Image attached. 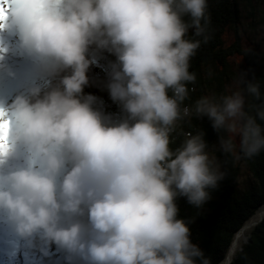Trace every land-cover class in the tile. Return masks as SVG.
I'll return each instance as SVG.
<instances>
[{
  "label": "clouds",
  "instance_id": "obj_1",
  "mask_svg": "<svg viewBox=\"0 0 264 264\" xmlns=\"http://www.w3.org/2000/svg\"><path fill=\"white\" fill-rule=\"evenodd\" d=\"M208 7L0 0V32L19 36L46 81L0 102V120L10 122L0 144V220L20 240L55 245L68 264H212L178 218L177 200L202 207L226 174L206 133H187L175 150L171 134L178 121L207 118L219 152L251 159L264 152V93L241 75L226 94L183 106L201 47L188 34L207 41ZM93 49L116 57L107 87L120 117L85 94Z\"/></svg>",
  "mask_w": 264,
  "mask_h": 264
},
{
  "label": "trees",
  "instance_id": "obj_2",
  "mask_svg": "<svg viewBox=\"0 0 264 264\" xmlns=\"http://www.w3.org/2000/svg\"><path fill=\"white\" fill-rule=\"evenodd\" d=\"M255 1L258 0H208L210 20L207 41L203 37H195L193 30L188 34L189 39H200L201 47L190 61L189 70L195 73L196 81L188 84L189 98L183 106H192L205 95L219 97L226 94L236 77L231 60L237 54L244 55L248 60L243 76L248 81L259 82L264 93V50L258 62L253 63L239 38L232 46L225 43L227 30L240 27L242 9H254ZM89 58L94 62L88 72L89 84L85 87V94H91L102 102L98 107L105 115L120 117L121 109L112 101L107 87L116 57L107 51L93 49ZM246 100L251 104L261 102L247 96ZM200 132L206 133L208 151L214 150L218 145L217 133L207 118L198 119L195 115L177 122L171 134L172 149L180 147L187 133L195 135ZM217 156L226 175L217 188L210 190L211 198L200 208L189 204L186 198L177 200L180 209L178 218L187 222L192 243L201 248L212 264H222L226 260L238 232L264 207V152L251 159H236L219 151ZM243 169L250 175V182L244 188L240 186ZM251 231L250 242L243 245L231 264H264V218ZM42 247L39 240L34 245H24L17 264H68L66 253L55 245L43 247V250Z\"/></svg>",
  "mask_w": 264,
  "mask_h": 264
},
{
  "label": "rangeland",
  "instance_id": "obj_3",
  "mask_svg": "<svg viewBox=\"0 0 264 264\" xmlns=\"http://www.w3.org/2000/svg\"><path fill=\"white\" fill-rule=\"evenodd\" d=\"M253 6L254 9H251L250 11L246 10V8L242 9V23L237 29L229 28L227 30L225 34V43L227 46H232L234 43H236L237 38H239L242 43V48L248 53L250 60L253 63H257L260 53L264 50V0L255 1ZM17 49L18 50L16 51L15 58L10 59L13 69L10 70L9 78L4 82L5 94L3 95V100L1 102H4L6 105H11L17 96L26 93L27 90L31 88L34 84L45 83V81L41 78L40 69L36 61L27 53L23 52L20 46H18ZM247 61L248 60L242 54L235 55L231 60V68L236 73V77L232 80L231 87H234L236 82L240 79V76H243L245 70L248 68ZM18 81H23L24 83H16ZM14 82L20 86L17 89L16 93L12 95L11 90ZM21 86H23L24 88L20 89ZM217 152L218 145L214 150L210 151L209 154L217 156ZM219 162L221 163V161ZM248 182H250V175L245 169H243V174L240 179V186L244 188L248 184ZM261 212V215H259L260 212L258 213L259 217L257 215L248 222L244 232L236 236L237 238H235L232 246L234 245V243H237L242 239L244 240L243 245L250 242L249 240L251 239L252 231H248L247 229L252 226L253 230V228L256 226L255 223L259 219H261L263 215V210H261ZM0 231L1 234L3 236L5 235L7 239L10 238V235H15L11 229L8 230L9 232H7L5 228L1 227ZM11 240L12 241L0 240V262L2 264H17L20 261L19 255L22 252L21 247L28 243L26 241L20 240L16 235L12 236ZM242 247L239 252L242 250ZM229 253L227 255L226 260L222 264H230L235 258L234 257L232 260H230Z\"/></svg>",
  "mask_w": 264,
  "mask_h": 264
},
{
  "label": "bare ground",
  "instance_id": "obj_4",
  "mask_svg": "<svg viewBox=\"0 0 264 264\" xmlns=\"http://www.w3.org/2000/svg\"><path fill=\"white\" fill-rule=\"evenodd\" d=\"M0 42L3 43L4 48L2 50H0V102L3 100V95L5 94V90H4V82L9 78V72L10 70L13 69L10 59H14L16 56V51L18 50V46H20V39L19 36L15 33L12 32H0ZM8 68V70H7ZM16 83L22 84L24 83L23 81H18ZM15 82L13 84L12 90H11V94L14 95L17 91V89L19 88L20 85H17ZM24 87L21 86L20 89H23ZM262 212L260 211L259 215H261ZM258 215V217H259ZM262 217H264V213L262 215ZM261 217V218H262ZM3 227L5 228V230L7 232H9L8 230H10V226L7 225L3 220H0V228ZM248 231L252 230V226L249 227V229H247ZM15 236V235H12ZM7 239L5 237V235L3 236L1 234L0 231V240L3 241H12L11 237ZM237 238V237H236ZM13 239V238H12ZM243 239L241 241H238L237 243H234V245L232 246L230 253H229V259L232 260L237 252H239V250L241 249L242 245H243ZM241 245V246H240ZM231 264V263H230Z\"/></svg>",
  "mask_w": 264,
  "mask_h": 264
},
{
  "label": "snow or ice",
  "instance_id": "obj_5",
  "mask_svg": "<svg viewBox=\"0 0 264 264\" xmlns=\"http://www.w3.org/2000/svg\"><path fill=\"white\" fill-rule=\"evenodd\" d=\"M5 114L3 111H0V118H2ZM10 122L0 120V144H4L7 141L8 133H9Z\"/></svg>",
  "mask_w": 264,
  "mask_h": 264
},
{
  "label": "water",
  "instance_id": "obj_6",
  "mask_svg": "<svg viewBox=\"0 0 264 264\" xmlns=\"http://www.w3.org/2000/svg\"><path fill=\"white\" fill-rule=\"evenodd\" d=\"M261 210H263V213H264V208L261 209ZM263 218H264V217H262L261 219H259V220L255 223V225H258V224L263 220ZM245 229H246V226H244V227L238 232L237 236L240 235L242 232H244ZM249 241H250V240H249Z\"/></svg>",
  "mask_w": 264,
  "mask_h": 264
}]
</instances>
